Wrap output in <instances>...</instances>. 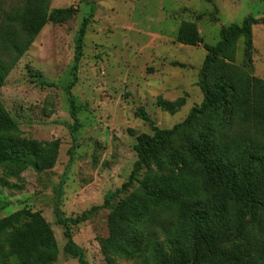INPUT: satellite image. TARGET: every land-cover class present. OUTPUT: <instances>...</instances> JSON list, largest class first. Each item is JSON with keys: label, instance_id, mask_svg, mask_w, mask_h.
<instances>
[{"label": "rangeland", "instance_id": "obj_1", "mask_svg": "<svg viewBox=\"0 0 264 264\" xmlns=\"http://www.w3.org/2000/svg\"><path fill=\"white\" fill-rule=\"evenodd\" d=\"M89 1L96 11L84 39L77 83L71 91L75 103L85 107L77 116L81 126L76 142L69 130L72 119L64 87L73 79L75 36L90 10L81 0H50L51 9L76 6L79 13L66 23L47 24L0 88V103L17 123L20 138L39 144L60 142L57 160L49 171L36 173L28 168L18 177H5L4 172L11 167L0 166V219L22 209L40 212L50 225L58 248L52 264H78L64 251V229L57 224L54 214L59 197L58 206L66 218H76L92 207L102 206L109 192L127 182L137 161L136 138L141 134L153 135V129L136 117V111L143 108L162 130L182 123L190 110L203 101L197 86L207 54L203 44L214 46L222 27L240 24L249 16L264 18V0ZM20 4V0H5L2 8L7 11ZM182 22L196 24L202 45L177 43ZM252 37V75L264 81V27L254 26ZM242 56L240 39L235 61L238 66L242 65ZM158 96L167 101L185 97L186 104L171 115L157 107ZM242 131L229 126L223 134L239 135ZM61 181L64 183L59 196ZM195 181L201 191L209 190L212 204L222 202L211 189L209 178ZM130 193L131 190L126 195ZM186 200L181 198L161 216L159 223L142 226L140 232L164 240L160 224L169 227ZM109 213L110 209H101L87 222L72 227L74 244L83 250L87 264H138L139 257L126 259L103 251L100 239L108 237ZM261 230L253 231L250 239L264 247L263 220ZM237 248L246 254L243 245L238 244ZM7 251L2 236L0 264H16ZM251 253L254 258L258 256L252 250ZM250 263L257 264L254 259Z\"/></svg>", "mask_w": 264, "mask_h": 264}, {"label": "trees", "instance_id": "obj_2", "mask_svg": "<svg viewBox=\"0 0 264 264\" xmlns=\"http://www.w3.org/2000/svg\"><path fill=\"white\" fill-rule=\"evenodd\" d=\"M3 1L0 0V88L47 24L66 23L79 13L76 6L51 9L50 0H20V6L4 11ZM81 1L90 10L75 36L73 79L64 87L73 142L81 126L77 116L85 107L75 103L71 91L77 83L84 39L96 11L89 0ZM259 25L264 27V18L249 16L240 24L222 27L219 41L209 46L203 44L195 23L180 24L177 43L190 47L203 44L207 52L197 82L203 101L169 130L156 127L143 108L136 111V117L153 129V135L136 138L137 161L128 180L109 192L102 206L92 207L76 218H66L58 206L59 197L54 214L64 229V251L78 264L87 262L83 250L72 240L71 228L87 222L101 209H110L109 234L100 239L106 254L126 259L139 257L138 264H251L253 259L264 264V247L250 239L253 231H262L261 220L264 225V81L252 75V28ZM240 39L243 61L238 66L235 61ZM185 104V97L174 101L157 97V107L171 115ZM229 126L244 131L224 135L223 130ZM59 147L58 140L39 144L20 138L17 123L0 103V166L11 167L4 172L5 177H18L28 168L36 173L51 170ZM199 178L210 179L211 189L222 202H210L209 190L201 191L196 184ZM129 190L131 193L126 195ZM121 195L126 196L120 198ZM181 198L187 202L178 217L167 228L160 224L164 240L140 232L142 226L159 223ZM2 236L9 258L16 264H52L57 259L53 232L40 212L22 209L1 218ZM238 244L243 245L246 254L237 248ZM251 250L258 254L256 258Z\"/></svg>", "mask_w": 264, "mask_h": 264}]
</instances>
